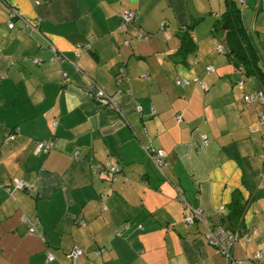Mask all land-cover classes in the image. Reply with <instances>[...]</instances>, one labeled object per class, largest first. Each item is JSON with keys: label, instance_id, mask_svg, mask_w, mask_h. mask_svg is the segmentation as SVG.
Returning <instances> with one entry per match:
<instances>
[{"label": "crops", "instance_id": "0c3cea01", "mask_svg": "<svg viewBox=\"0 0 264 264\" xmlns=\"http://www.w3.org/2000/svg\"><path fill=\"white\" fill-rule=\"evenodd\" d=\"M226 2L264 71L261 0H0V264H228L204 225L183 219L201 210L217 229L234 196L252 238L229 253L264 264V103H243L257 79L218 51ZM91 82L114 108L86 95ZM42 140L55 143L47 154ZM99 162L121 175L95 177ZM18 180L31 189H13Z\"/></svg>", "mask_w": 264, "mask_h": 264}, {"label": "built area", "instance_id": "2783aa9c", "mask_svg": "<svg viewBox=\"0 0 264 264\" xmlns=\"http://www.w3.org/2000/svg\"><path fill=\"white\" fill-rule=\"evenodd\" d=\"M261 3L264 5V0H261ZM16 17V14L12 12L7 20V26L9 29H14V19ZM133 18V15L130 11L123 13L122 14V19L124 22H129ZM26 27H28L31 31L36 32V29L33 25H29L28 23H25ZM166 38H168L167 34H164ZM85 48V47H84ZM54 52V49H52ZM80 50H83V47H80ZM218 51L220 53L224 52L223 47H218ZM76 56L79 55V51L76 52ZM32 62L35 65H39V61L36 59H33ZM206 72L212 73L214 72V68L212 66H208L205 68ZM125 79V71L123 69L120 70L116 77V83L119 85L123 80ZM237 86L241 89L242 87V82L238 81ZM86 95L96 102L98 105L106 108H114L112 99L111 97H108L99 87H97L94 83H89L87 87L85 88ZM243 102L245 105L250 106L253 104H263L264 103V92L259 90L254 93H249V94H244L243 95ZM260 121L264 124V115H260ZM57 124V121H53L52 126L55 127ZM14 134L9 133L8 134V141L14 139ZM55 143L54 141H39L36 143V151L41 152L44 154H47L50 152ZM263 151H264V143H263ZM144 150L149 157L150 161L153 163V165L158 169V171H162L166 167V163L164 161L163 153L160 150H156L152 148L150 145H147L144 147ZM92 174L95 177H101L103 175L109 176V179L111 181H115L118 176L121 175V171L117 167L115 163H110V162H99L95 163L91 167ZM13 189L15 190H30L31 187L27 184H25L22 180H18L14 182ZM178 199L183 203L184 206H187V204L184 202V199L182 198V195L179 193L178 194ZM195 220H198L201 224L204 225L205 232H204V238L205 240L210 244V245H216L218 247L217 252L224 256L228 264H246L247 263V256L243 257L240 260H234L229 251L232 249V246L235 244V242L239 239L240 236H244V239L246 243H249L251 241V235L248 233V231H244L238 223L234 228L231 230L225 231V229L218 228L215 230L210 229L207 227L206 223V218L204 213L201 210L194 211L191 215H185L183 219V223L186 226L191 225ZM24 223L28 227V233L29 234H34L35 233V227L34 225L24 221ZM101 252V251H99ZM81 251L79 249H73L71 255H72V260L75 261L78 257L81 255ZM98 254V253H97ZM254 260H258L261 258L259 253H253L250 256ZM249 257V258H250ZM250 258V259H251ZM47 261L51 262L53 261V257L51 255H48Z\"/></svg>", "mask_w": 264, "mask_h": 264}, {"label": "trees", "instance_id": "16d2710c", "mask_svg": "<svg viewBox=\"0 0 264 264\" xmlns=\"http://www.w3.org/2000/svg\"><path fill=\"white\" fill-rule=\"evenodd\" d=\"M217 30L223 33L222 42L224 44L221 43V45L223 44L222 47L225 48L223 53L227 56L229 61L234 64L235 73L237 75H243L245 73L244 75L246 77L255 76L260 90L264 92V71L258 65L260 56L253 45L251 35H248L242 26L240 9L235 4L231 2L225 3V11L221 14L220 20H218L214 26V31ZM238 81L240 80H237L236 84ZM253 105L246 106L251 107ZM15 132L16 131H10V133L14 135ZM242 210L243 207L240 205V202H238L237 196H234L232 202L228 206L227 214L221 218L222 224L220 223L217 229L222 228L228 231L234 228L241 219ZM212 246L217 251L218 247L216 245ZM250 260L255 261L252 258Z\"/></svg>", "mask_w": 264, "mask_h": 264}, {"label": "bare ground", "instance_id": "6f19581e", "mask_svg": "<svg viewBox=\"0 0 264 264\" xmlns=\"http://www.w3.org/2000/svg\"><path fill=\"white\" fill-rule=\"evenodd\" d=\"M244 72H245V71H244ZM244 74H245V73H244ZM244 74H243V75H244ZM244 76H245V75H244ZM246 78H247V77H246ZM244 80H245V79H244ZM13 133H14V132H13ZM42 141H43V140H42ZM37 153H38V152H37ZM39 153H40V152H39ZM48 153H49V152H48ZM161 172H162V171H161ZM163 172H164V171H163ZM163 172H162V173H163ZM233 227H234V226H233ZM232 247H233V246H232Z\"/></svg>", "mask_w": 264, "mask_h": 264}, {"label": "rangeland", "instance_id": "374dc122", "mask_svg": "<svg viewBox=\"0 0 264 264\" xmlns=\"http://www.w3.org/2000/svg\"><path fill=\"white\" fill-rule=\"evenodd\" d=\"M218 56H220V54H218ZM253 263L257 264L258 262H253Z\"/></svg>", "mask_w": 264, "mask_h": 264}]
</instances>
